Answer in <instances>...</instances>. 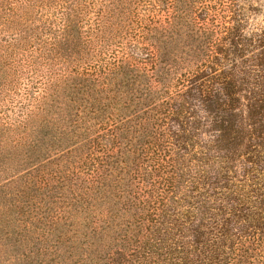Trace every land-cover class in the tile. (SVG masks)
Instances as JSON below:
<instances>
[{
	"label": "trees",
	"instance_id": "1",
	"mask_svg": "<svg viewBox=\"0 0 264 264\" xmlns=\"http://www.w3.org/2000/svg\"><path fill=\"white\" fill-rule=\"evenodd\" d=\"M250 1L0 0V264H264Z\"/></svg>",
	"mask_w": 264,
	"mask_h": 264
},
{
	"label": "rangeland",
	"instance_id": "2",
	"mask_svg": "<svg viewBox=\"0 0 264 264\" xmlns=\"http://www.w3.org/2000/svg\"><path fill=\"white\" fill-rule=\"evenodd\" d=\"M246 4H251L252 12L250 14L251 26H260L264 24V0H251ZM247 6V5H246Z\"/></svg>",
	"mask_w": 264,
	"mask_h": 264
}]
</instances>
